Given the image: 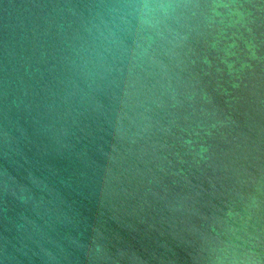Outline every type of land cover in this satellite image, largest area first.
<instances>
[{"label":"water","instance_id":"1","mask_svg":"<svg viewBox=\"0 0 264 264\" xmlns=\"http://www.w3.org/2000/svg\"><path fill=\"white\" fill-rule=\"evenodd\" d=\"M0 264H264V0H0Z\"/></svg>","mask_w":264,"mask_h":264},{"label":"clouds","instance_id":"2","mask_svg":"<svg viewBox=\"0 0 264 264\" xmlns=\"http://www.w3.org/2000/svg\"><path fill=\"white\" fill-rule=\"evenodd\" d=\"M162 7H163V6H162ZM140 11L143 13V15H144L145 17H147V16L151 13L152 8H151V6H149V5H143V6L141 7ZM144 23L149 24V23H151V22H150L149 20L145 19V20H144Z\"/></svg>","mask_w":264,"mask_h":264}]
</instances>
